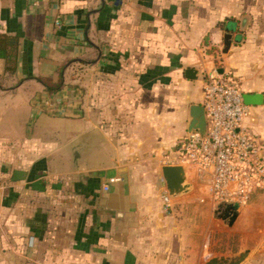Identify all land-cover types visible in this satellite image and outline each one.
Returning <instances> with one entry per match:
<instances>
[{
	"label": "crops",
	"instance_id": "obj_1",
	"mask_svg": "<svg viewBox=\"0 0 264 264\" xmlns=\"http://www.w3.org/2000/svg\"><path fill=\"white\" fill-rule=\"evenodd\" d=\"M0 35L17 40L12 69L0 54V264H203L243 250L240 264H264V192L211 227L223 207L208 179L182 166L188 189L170 196L161 170L214 69L261 95L245 124L264 161V0H0ZM60 74L56 92L37 79Z\"/></svg>",
	"mask_w": 264,
	"mask_h": 264
},
{
	"label": "built area",
	"instance_id": "obj_2",
	"mask_svg": "<svg viewBox=\"0 0 264 264\" xmlns=\"http://www.w3.org/2000/svg\"><path fill=\"white\" fill-rule=\"evenodd\" d=\"M203 107L205 134L188 131L163 154L162 163L192 167L205 176L215 205L246 207L256 193L264 192V161L254 133L245 124L249 106L243 102L240 85L231 73L214 69L206 76ZM161 199L169 212L168 193L164 192Z\"/></svg>",
	"mask_w": 264,
	"mask_h": 264
},
{
	"label": "water",
	"instance_id": "obj_3",
	"mask_svg": "<svg viewBox=\"0 0 264 264\" xmlns=\"http://www.w3.org/2000/svg\"><path fill=\"white\" fill-rule=\"evenodd\" d=\"M232 41L231 34L227 31L223 35V49L225 52ZM185 76L193 79L196 76L194 68H186ZM242 100L245 104H259L262 97L260 94L242 93ZM187 130H196L201 136L206 132L205 110L202 104L192 103L189 106V119ZM165 186L170 196H175L188 189V184L185 182L184 169L181 165H164L161 168ZM221 213L218 215L226 224L230 225L238 212V208L232 204L222 206ZM248 250H243L232 255H216L208 258L203 264H240L247 256Z\"/></svg>",
	"mask_w": 264,
	"mask_h": 264
},
{
	"label": "trees",
	"instance_id": "obj_4",
	"mask_svg": "<svg viewBox=\"0 0 264 264\" xmlns=\"http://www.w3.org/2000/svg\"><path fill=\"white\" fill-rule=\"evenodd\" d=\"M16 38L8 37L5 35H0V54L6 60V68L12 69L15 66L14 54H11L16 49ZM13 58V59H12ZM37 79L42 83L44 88L49 92L58 91L63 85L64 76L62 74L59 75L56 81H53L49 77H37Z\"/></svg>",
	"mask_w": 264,
	"mask_h": 264
},
{
	"label": "rangeland",
	"instance_id": "obj_5",
	"mask_svg": "<svg viewBox=\"0 0 264 264\" xmlns=\"http://www.w3.org/2000/svg\"><path fill=\"white\" fill-rule=\"evenodd\" d=\"M216 217H219V216L218 215L214 216V213H209L206 217L207 226L213 227L214 223H219L221 225L226 224L224 221L221 220V218L219 219ZM228 237L230 238V234H228V233L215 231V232L211 233V236L209 237V239L211 238L213 240H217L220 242H225V241L227 242ZM231 237H232V239L234 238L233 234L231 235ZM220 250H225V247L220 246Z\"/></svg>",
	"mask_w": 264,
	"mask_h": 264
}]
</instances>
